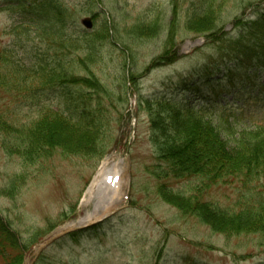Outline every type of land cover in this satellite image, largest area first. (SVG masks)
<instances>
[{"label": "rangeland", "instance_id": "rangeland-1", "mask_svg": "<svg viewBox=\"0 0 264 264\" xmlns=\"http://www.w3.org/2000/svg\"><path fill=\"white\" fill-rule=\"evenodd\" d=\"M207 1L58 0L71 37L56 50L23 26L17 0H0V59L55 62L58 78L88 82L0 89V225L15 238L2 264H19L23 249L26 264L36 256L35 264H264V222L252 220L264 219V178L245 191L175 180L153 136L155 98L205 107L228 147L264 118V63L232 62L218 43L237 32V18L264 11V0H210L205 21L197 13ZM43 107L72 118L81 110L94 130L51 136L42 121L28 135ZM123 167L127 201L101 180ZM68 228L38 251L36 240Z\"/></svg>", "mask_w": 264, "mask_h": 264}, {"label": "trees", "instance_id": "trees-1", "mask_svg": "<svg viewBox=\"0 0 264 264\" xmlns=\"http://www.w3.org/2000/svg\"><path fill=\"white\" fill-rule=\"evenodd\" d=\"M17 3L15 7L20 9L24 18L23 26L33 30V33H36L38 38L50 49L58 50L62 44L67 43L68 37H71L68 33L71 14L65 5L58 3V0H17ZM213 8L214 4L209 0L197 13L199 16H196L207 21ZM252 15L251 19L237 18L235 22L237 32L224 40L218 39V43L223 42L222 45H224L222 53L233 58L232 62L241 63L243 61L250 65L253 62L264 63V11L258 10ZM101 27L106 29L105 23ZM72 33L91 40L92 33L86 32L82 35H78L74 31ZM168 54L169 58L173 57L170 52ZM5 59V57L0 59V89L7 87L8 90L5 93L19 95L20 92L26 90L22 87L27 85L29 87V89L27 87V91L31 90V92L39 89V91L45 90L63 83L66 86H81L82 84L88 86V82L79 77L62 79L63 76H60L58 78L59 71L55 62L54 67H50L47 63H38L27 67ZM30 83L31 85H29ZM149 102L154 103L156 107V117L151 121L155 125L153 136L157 138L158 146L167 159L165 162L168 165V174H171L175 180H187L195 177L203 182L204 188L205 185L206 187L220 183L230 185L238 182L245 191L250 188V184L254 180L264 178L263 117L255 119L248 127L231 135L232 147H228L223 138L225 135L208 119L209 115H207L205 107L195 109L185 102L163 98H155ZM43 108L39 117L41 121L38 120L27 128L28 135H33L34 131L39 130L42 121H44L43 126L46 125L43 128L45 134L51 136L67 132L74 135H85L94 130L89 119H82V116L81 121L79 120L82 115L81 110L78 111L80 116L72 118L63 113L54 112L48 107ZM69 135L71 134L69 133ZM32 143L31 138L27 139L26 149L32 147ZM263 191L264 188L261 192ZM262 216L264 218V212H262ZM252 220L264 222L261 212L257 216H253ZM0 232V264H2L5 251L10 253L15 238L12 234L4 231L1 225ZM40 239L36 240L35 244ZM25 251L27 250L23 249L19 253V264L23 263Z\"/></svg>", "mask_w": 264, "mask_h": 264}, {"label": "bare ground", "instance_id": "bare-ground-1", "mask_svg": "<svg viewBox=\"0 0 264 264\" xmlns=\"http://www.w3.org/2000/svg\"><path fill=\"white\" fill-rule=\"evenodd\" d=\"M118 171L116 172V173H118V174H120L121 175V177H123L124 176V167L123 168H121V169H117ZM123 170V171H122ZM111 191V190H110ZM109 191V192H110ZM104 192V191H103ZM111 193V192H110ZM113 196H114V194H113ZM115 198V197H114ZM82 223H84V222H82ZM79 224V223H78ZM71 228H73V227H71ZM66 230H69V228L68 229H66Z\"/></svg>", "mask_w": 264, "mask_h": 264}, {"label": "water", "instance_id": "water-1", "mask_svg": "<svg viewBox=\"0 0 264 264\" xmlns=\"http://www.w3.org/2000/svg\"><path fill=\"white\" fill-rule=\"evenodd\" d=\"M82 24L86 27V28H91V23L90 20H84L82 21Z\"/></svg>", "mask_w": 264, "mask_h": 264}]
</instances>
